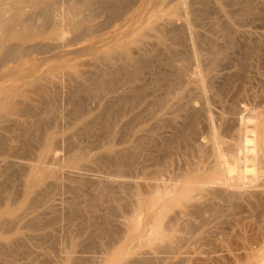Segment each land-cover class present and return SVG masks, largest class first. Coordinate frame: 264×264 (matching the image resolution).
Returning a JSON list of instances; mask_svg holds the SVG:
<instances>
[{
    "label": "rangeland",
    "instance_id": "374dc122",
    "mask_svg": "<svg viewBox=\"0 0 264 264\" xmlns=\"http://www.w3.org/2000/svg\"><path fill=\"white\" fill-rule=\"evenodd\" d=\"M6 1L9 3L8 10L9 8L16 10L10 12L9 16L7 15L9 17L7 27L0 26L1 37L9 34L13 36L12 39L6 41L5 48L0 45V57H2L4 49L8 45L14 44L19 51L11 62L5 65L0 62L2 64L0 68V100L10 95L9 100L16 99L19 102L29 103L31 106L38 105L39 107H36L39 108L37 109V111L39 110V118L41 116L44 118H41L46 128L44 132H47L48 128L51 127L50 129L57 131V135L53 142L51 140L46 142V147L48 148L51 145V148L41 158H38L37 147L43 146L44 142L39 139L41 134H37L36 138H39L35 141L32 140L30 156L26 154L25 150L18 149L17 142H8V148L5 149L6 151L4 150L5 153L0 154V161L2 156H9L11 161L17 160V162L27 160L25 163L29 162L37 169L33 172L34 175L38 174L41 168L47 169V175L43 179L41 189L45 188L42 193L47 192L45 194L51 196V199L55 201L57 219L52 227H49L50 229L46 228L34 233L37 240L43 238L41 243H37L34 239L29 249L22 248L23 251H20L17 257L12 259L7 257L11 250H6L5 253L0 252L2 254H0V264H133L135 261L136 263L146 262V260L150 261L151 259L155 262L157 259L170 257L171 255L172 258L168 260L171 262L169 264H264V189L256 187L260 177L261 180H264V165L260 164L246 168L245 177L248 179H245L246 184L241 186L238 179L244 176V169L238 167V165L230 164L228 160L231 153L234 152L231 149L239 140L241 131L247 127L251 130L253 125L258 126L259 134L264 129V0H135L128 5L129 7H126L127 11L123 18L113 21L111 26L108 25L109 27L105 25L110 14L109 10H101L99 7L103 6L97 2L99 0H96L95 3L93 2L95 0H86V3L82 6L79 5L83 0H73L79 3L78 6L74 5L73 1L72 5H67V0L65 3L59 0H0V6L1 3ZM91 1L94 5H90L89 2ZM246 1L249 3L248 5H245L247 4ZM54 2L55 4L64 3V5H61L64 12L56 10L57 12L53 13L54 21L48 25L42 20L40 13L48 6L51 7ZM244 5L245 7L250 6L249 8L254 10L250 14L251 16L242 15L245 9ZM55 6L58 9V6ZM97 10L101 11L98 12ZM83 12L89 17L87 19L84 14L81 15V18L84 17L85 20L80 18V24L75 28L69 27L64 20L70 19L72 14H78L77 16L80 17ZM97 13L99 16H97ZM179 13L183 14L184 17L181 19L175 18ZM20 14L23 19H25V16L28 17L29 24L27 23L26 26L18 24ZM35 15L36 18H40L37 19V23L33 21L36 19ZM171 16H174L177 26L185 25V30H182V34H179L180 38L184 37V41H182V38L180 45L176 48L181 52V57L184 59L185 57L190 58L193 63L192 72L197 70L198 65L202 69L208 65L206 55H200L203 52L201 51L202 43L198 40V35L204 34L200 38L209 40L214 37V33L216 35L224 33L225 31H221L224 29H222V26L230 21L234 23V45L228 46L225 41H221V47L225 49V55L220 59L221 63L219 61L217 66H214L213 73H206L204 72L205 68L203 69L200 85L203 84L204 88L199 86V89L191 86L184 92L186 99L192 101H190V107L187 109L182 108V106L180 109L176 108L175 115L172 117V120L174 117L175 119L172 122L173 125H171L172 129L170 128V131L177 133L178 140L172 149L173 154L170 153L168 162L165 165H155L153 161L154 152L148 147L149 138H143L140 141L139 137L131 133H124L127 119L116 121L117 133L111 135L114 144L118 149L124 148L125 150L133 149L134 146V150L126 151V153L128 152L127 155L138 159L135 161L133 178H128L127 182H141L144 186L142 191L145 189L144 194L151 191L153 185L166 186L170 189L178 187V190L182 193L181 195H186V192L190 190L196 191V197L189 201H181L179 205H173L170 211L159 220L142 215L140 228L137 229L130 218H124L125 215L121 210L113 209L114 204H111L110 208L109 204H106L104 197L114 195L117 198L119 195H125L118 192L124 180L119 177L118 179L117 175L115 176L116 173L102 163L103 156L101 157V155L103 151L101 150L104 145L103 140L106 141L103 127L96 124L93 126L92 133L88 136L82 135L80 128L90 122L89 120L98 116L101 104L105 100L104 95L100 93L101 91H99L101 97H97L99 93L96 87L101 89L97 79L101 76L99 71L102 72L106 67L107 57L115 58L117 64L118 59H125L127 56H131L134 62L137 61L136 57H139V55L147 58L146 53L150 49L155 35L151 29L154 26L159 28L161 24L164 25L172 18ZM61 17H64L62 22L60 21ZM216 29L220 32L216 33ZM241 34L244 36L242 35L240 40ZM191 37L196 40L195 47H191ZM180 38L178 39L174 35L171 36L170 40L172 44L176 45ZM244 38L248 39L247 44L244 42L246 40ZM255 45L257 50L249 55V48ZM24 47L28 49L26 50ZM31 48L33 49L31 50ZM197 49L200 50L197 51ZM200 51L201 53H199ZM196 52L200 55L198 60L193 58L191 60L192 55ZM25 53H27L26 56ZM0 61L2 60L0 59ZM96 75L99 78L97 76L96 79ZM213 75H216L215 78ZM149 76L150 72L148 70L145 73L147 81ZM212 79L214 80L213 84L210 81ZM227 80L232 85L228 90L229 94L227 92L221 101L214 100L212 96L213 89L228 84ZM93 88L95 93L97 91V96H95L96 94L92 96L89 94ZM79 91L81 94H75ZM84 91L87 93H84ZM40 94L44 97V100ZM115 95L116 93L110 96ZM94 96L97 98L95 99ZM37 99H42L43 104L41 100L39 102ZM149 99V96L145 98L140 105V109L149 102ZM2 103L3 100L0 101V106ZM229 108L231 109L229 110ZM135 112H139V108L135 109L132 114ZM4 113V111H1V114ZM78 113H80L79 116ZM191 114L197 115L195 116V118H198V120L196 119L197 130L195 134L186 137L188 135L186 121ZM46 115L51 117L45 119ZM14 120L15 117H11L6 124L0 125L1 128L3 126L7 127L5 132L0 128L1 138L13 139L12 136L17 135L13 126ZM11 126L14 128H10ZM144 126L150 127L151 121L146 118ZM223 128L227 131H224ZM80 130L81 132H79ZM214 131L220 137L223 135L220 150L225 156L226 166L222 168L215 167L216 157L212 147ZM122 136L124 137L122 138ZM124 139L125 141H123ZM80 152L81 154L84 152L85 157ZM228 152H231L230 155ZM73 154L75 155L73 156ZM71 158H75L72 163L70 162ZM22 171L21 174H16L10 180L11 186L18 188L17 194L21 192L22 186L26 182L24 176L27 170L22 169ZM3 173V167H0L1 185L6 180V174ZM200 175L201 177L198 178ZM253 175L259 176V178L257 177L258 180ZM224 177H234L231 181V187H224L220 182L212 183L215 178L224 179ZM82 178L91 179L94 183L97 182L96 185L99 184L100 186L97 185L96 187L99 186V188H93L92 185H79L76 181L78 179L82 180ZM95 180L97 181L95 182ZM129 184L127 183L132 188ZM215 190H222L227 194H222L213 199L212 193ZM87 193H89V196L91 195V198L92 194L93 197L98 193L104 195L100 194L103 200H97L94 204L97 205L96 210L92 212L95 218L91 217L89 210L86 213V207L92 200L87 198L89 197ZM14 197L12 208L4 199V204V201H1L3 206L0 204L2 206L0 207V222L8 218L6 210L17 211L25 205L23 203L19 204L20 198L17 195ZM213 204L214 206H211ZM78 206L83 215L69 219L67 217L69 208L77 210ZM205 209H208V211ZM47 221L49 219L45 220V222ZM159 225L162 234L158 237L152 231ZM99 229L108 231L107 235L97 234ZM5 230L6 228L0 224V234L5 233V235L11 236L6 234L7 231ZM151 233L152 235H150ZM23 234L28 236V234L33 233L31 228H26L23 230ZM126 235V240L123 244H120L119 240ZM162 236H168L166 244L159 240ZM3 241L0 237V243ZM156 243L163 244L161 249H159L161 245H156ZM175 245H178V251L167 250V252H174V254L171 253L170 256L167 253L166 255H159L161 252H166L163 249L172 248Z\"/></svg>",
    "mask_w": 264,
    "mask_h": 264
},
{
    "label": "bare ground",
    "instance_id": "6f19581e",
    "mask_svg": "<svg viewBox=\"0 0 264 264\" xmlns=\"http://www.w3.org/2000/svg\"><path fill=\"white\" fill-rule=\"evenodd\" d=\"M59 1L64 2V3L66 2V0L65 1L59 0ZM72 1L73 0H67V3H68L67 5H69V4L72 5ZM134 1L135 0H99V1H97L99 4L100 3L102 4L101 6H103V7H99L101 10L105 11V9H107V10H109V13H110L108 18H107V22L105 25L111 26V24H113V21H117V20L123 18V16L125 15V12L127 11L126 7ZM55 2H57V1H55ZM55 2H54V4H55ZM91 2H89L90 5H92V4L94 5L96 0L93 1L94 3L93 2L91 3ZM64 3L55 4L58 6V9L54 4L51 7L47 5L48 7L45 10L43 9V11H41V13H40L41 15L39 14L40 17L42 18V20H44L46 23H48V25H50V22H53L54 18H55L53 16V13H56L57 12L56 10H62L63 11V9H62L63 7L61 5H64ZM84 3H86V0H83L82 3H80V5L77 1L76 2L73 1V4L76 6H78V5L82 6ZM47 4H49V3H47ZM59 4L61 7L59 6ZM88 4H85V5H88ZM248 4L249 3L247 2V4H245V5H248ZM8 5H9V3H8V1H6L4 3H1V6H0V26L1 27H5V26L7 27L8 23H9V20H8L9 17L8 16H9L10 12H12V11L15 12V10H16L13 8H9V10H8L7 9ZM245 5L243 7H245ZM249 7H245V9L243 11L244 13L241 11L242 15L245 14V16H248L252 13V11H254V10H251ZM59 8H61V9H59ZM65 9L66 8L64 6V10ZM100 11H98V12H100ZM60 13H62V12L60 11ZM83 14L88 19L89 16H87V14H85L83 12L80 14V17L77 16L78 14L77 15L72 14L70 19H64V17H61L60 21L62 22V20L64 19L68 23L69 27L75 28V27H77V25L80 24L81 19L84 18V17L81 18V15H83ZM37 16H38V13H37ZM97 16H99L98 13H97ZM21 17H22V15L20 14V20L18 19L19 20L18 24L20 26H26L27 23L29 24L28 17L25 16L24 17L25 19H23ZM171 17L172 18H170L167 21V23H165L164 25L161 24V26L159 28L154 26V28L151 29L155 33V35H154V41L151 43L150 49L146 53L147 58H144V57H142V55H139V57H136L137 61L134 62L133 58H131V56H127V57H125V59L124 58L118 59V64H117V61L115 60V58L107 57L106 63H105L106 67L104 66L105 69H103L102 72L99 71L101 73L100 78L98 75H96V79H97V76L99 78V79H97L98 81L97 80L96 81L98 82L101 89H99L98 87H96V88L98 90V93H99V91H101L100 93H102L104 95L105 100L101 104L100 112H99L98 116H95L93 119L91 118L92 120H89L90 122H88V123L85 122L86 124L82 125L83 127L81 126V128H80L82 130V135L84 134V135L88 136L89 134L92 133L93 126H95L96 124H100L103 127L102 129H104L103 133L105 134L104 137H105L106 141L104 142V140H103L104 145H103L102 150H101V151H103V154L101 155V157L103 156L102 163L105 167H107L109 169L111 168L116 173L115 176L117 175V178L119 177V178L124 180V181H122L123 183L120 185L118 192L125 195V196L119 195L120 197L118 196L117 198L114 195H110V196L104 197V198L106 200V204H109V208H110L111 204H114L113 209H116L118 211L121 210V212H123V214L125 215L124 218H130L134 227L137 229L140 228V218L142 215H145V217H147V218L154 217L156 220H159V219L163 218L170 211V209L173 205H179L181 201H184V200L189 201L190 199L196 197V195H195L196 191L190 190L189 192H186V195H181L182 193L178 190V187L170 189L166 186L165 187L164 186L158 187V186L152 184L153 186H151L152 187L151 191H149L148 193L145 192V194H144L143 191H145V189L142 191L144 186L141 184V182L140 183L139 182H127L126 180H128V178H133L132 174L135 171V168H134L135 167V161L138 159L133 158L134 157L133 155H132L133 157H131V155L130 156L127 155V154H129L128 152L126 153V151L134 150V148H135L134 146H133V149L129 148V149L125 150L124 148L118 149L116 144H114L111 135H114L117 133L116 121L119 119L120 120L127 119V121H125L126 125L124 126V133H126V134L131 133V134L139 137L138 139L140 141H141V139L143 140V138L144 139L149 138L150 140H148L149 141L148 147H150L154 152L153 161H154L155 165H158V166L165 165V163L168 162L167 161L168 157H169L170 153H172V149L174 148V145L178 140V137H176L177 133L170 131V128L172 127L171 125H173L172 122L175 119V117H174V119L172 120V117L175 115L176 108L180 109L182 106V108L184 107L185 109H187L190 107V101H192V100L186 99L187 97L184 95V92H186L187 91L186 89L190 88L191 86H194V87L199 88V89H200V87L204 88L203 84L200 85L201 74L203 73L204 70H205L204 72H206V73H209V74L213 73V71H214L213 69L217 66V63L220 61V59L225 55L224 54L225 49L223 47H221V41H225V43H227L228 46L234 45V35H233V33H235V32H233V29H234L233 24L234 23H232L230 21H228L224 26H222V29L223 28L224 29L221 31L222 32L225 31L224 33L221 34V33H219L220 31H217V29H216V33H219V35H216L213 32L214 37L210 38L209 40L200 38L201 35H204V34L198 35L199 36L198 40L202 43L201 51L203 52V53H201V51H200L199 53H201L200 55L203 54V56L206 55V61H207L208 65L205 67L203 65V67L205 68V69L203 68L204 70L198 65L197 70H194L192 72L191 68H192L193 63L190 61V58L187 59V57H185V59H184L183 57H181V55H180L181 52H179L178 49L176 48V46L180 45V41L182 38H183L182 41H184V37L182 36L180 38L179 34H182L181 33L182 30H185V25L177 26V24L174 20V16H171ZM183 17H184V15L179 13L175 18L181 19ZM35 18H36V15H35ZM37 19L38 18H36L34 20L31 19V20H33L34 23H35V21L37 23L40 18L38 20ZM84 20H85V18H84ZM233 21L235 22V20H233ZM41 23H42V21H41ZM211 23H213V22H211ZM35 25H37V24H35ZM60 25H61V23H60ZM102 27H103V25H102ZM100 28H101V26H100ZM213 28H215V26H213ZM231 30H232V32H231ZM83 32H84V30H83ZM174 35L177 36L178 39L180 38V40H178L176 45L172 44V41L170 40L171 36H174ZM242 35L243 34H241L240 40L242 38ZM191 36H192V34H191ZM0 37H1V35H0ZM12 37L13 36L10 34L7 36H2L0 38L1 47L5 48L6 41H9L10 39H12ZM238 38H239V35H238ZM246 38H244V40ZM251 38H252V36H251ZM2 41H4V43H2ZM187 41H188V39H187ZM190 41H191V47H195L197 44L196 40L192 39V37H191ZM247 41H248V39H246L244 42L247 44ZM173 43H175V42H173ZM185 43H186V41H185ZM246 44H245V46H246ZM24 48H26V47H24ZM27 49L28 48H26V50ZM32 49L33 48H31V50ZM198 50H200V49H197V51ZM256 50H257L256 45L254 47H250L248 54L250 55V54L254 53ZM18 51L19 50L16 48V46L14 44L8 45L6 47V49H4V54L2 55V57H0V59L3 62L2 61H0V62L4 63V65L8 62H11V60H13L15 58ZM130 52H131V50H130ZM191 52H193V51H191ZM199 53L196 52L194 55H192V53H191V55H192L191 60H192V58L198 60V57L200 56ZM26 55H27V53H25V56ZM220 63H221V61H220ZM1 67H2V64H0V68ZM148 70L150 72V76H149V79L147 81V79L145 78V73ZM95 74H94V76H95ZM215 76H214V78H215ZM210 81H212V84L214 83L213 79ZM229 81H230V79H229ZM227 83L228 84H225L224 86L217 87V88L213 89V95L212 96H213L214 100H217V101L222 100L224 95L228 92V90L232 86L229 84L230 82H228V80H227ZM78 84H80V83H78ZM212 84H211V87H212ZM78 88H80V87H78ZM44 89H43V91H44ZM93 90H94V88L92 89V91L89 92V94L91 96L95 95L97 93V91L95 93ZM208 90H210V89L208 88ZM210 91H212V90H210ZM14 93H16V92L14 91ZM77 93H80V91L76 92L75 94H77ZM84 93H87V92L84 91ZM84 93H82V94H84ZM100 93L98 96H97V94L95 96L99 97L101 95ZM115 93H116L115 96H110L111 94H115ZM228 94H229V92H228ZM40 96L43 97L41 94H40ZM95 96H94V98L96 99L97 97H95ZM148 96L150 97L149 102L143 108L140 109V105L145 100V98H148ZM8 97L5 96L4 99L1 98V100H0V101L3 100V103L0 106V125L3 123L6 124L11 117H15V120L13 121V126L15 127L17 135H15L14 137L12 136L13 139H11V138L10 139L9 138L4 139V138L0 137V154L2 152L5 153L4 150L6 148H8V146H7V144H9L8 142H10V143L17 142L18 143V149L20 148V150H25L26 154L28 156H30V153L32 151V140H34V141H35V139L38 140L39 137L36 138V136H37V134L38 135L41 134L40 135L41 138H39V139L43 140L44 145L37 147L38 158H41L42 156L46 155L47 151L49 152V149L51 148V145H49L48 148L46 147V142L48 140H51V142H53L54 138L57 135V131L50 129L51 127L50 128L47 127L48 131L44 132V129H46L44 121H42V119H44V118H42V116H41L42 119L39 118V113H38L39 110L37 111V109H39V108H37V107H39L38 105H36L37 107L31 106V104H29V103L19 102L16 99L9 100ZM41 97H39V98H41ZM37 100H39V102L42 101V104H43L44 97H43V100L42 99H37ZM82 101H84V100H82ZM45 102H46V100H45ZM194 102H195V100H194ZM192 104H193V102H192ZM138 108H139V112H135L134 114H132V112ZM202 108H203V106H202ZM79 109H81V108H79ZM230 109L231 108H229V110ZM1 111H4L5 113L1 114ZM205 111H207V109H205ZM79 114L80 113H78V116H79ZM129 114H131V115H129ZM235 115H236V113H235ZM46 116L47 117L45 119H47L48 117H51L50 115H46ZM128 116H130V118H128ZM195 116H197V115H195ZM195 116L193 114H191L186 121L187 122L186 123V127H187L186 129L188 132V135H186V137L192 135L193 133L194 134L196 133V130H197L196 119L198 120V118L197 117L195 118ZM203 117H204V115H203ZM146 118L151 121L150 127L144 126L145 122H146ZM233 119H235V118H233ZM56 121H57V119H56ZM231 123H230V125H231ZM7 126L9 127V125H7ZM13 126H11L10 128H12ZM6 128H5V126H3V128H1V130L5 132ZM228 129H229V127H228ZM246 129L239 133V140L234 145L232 144L233 148L231 146V148H232L231 151L233 150L234 152L233 151H232L233 153L230 152L231 156H229L230 158L228 159L230 164L238 165V167L244 169V172H243L244 176L239 177V179H238L241 186L245 185L246 184L245 179H248L245 177L246 176L245 175V172H246L245 169L246 168H249L251 166L255 167L256 165H260V164L264 165V129L261 130L260 134L258 131V126H256V125H253L251 127V130H249L250 128H248V127ZM81 130L79 132H81ZM224 131H227V130L224 129ZM223 134H225V133H223ZM123 137L124 136H122V138ZM180 137H179V139H180ZM221 137H223V135ZM221 137L218 134H216L214 131L213 136H212V147H213V150L215 151V157H216L215 167L216 168H222V167L226 166L225 156H224L223 152L220 150V146L223 143V141H222L223 139ZM125 139L123 141H125ZM185 142H186V140H185ZM33 148H34V146H33ZM137 150H139V149H137ZM65 151H66V149H65ZM43 152L45 154H42ZM84 152H82V154L80 152V154L84 156L85 155V154H83ZM230 153H229V155H230ZM137 154H139V153H137ZM74 155L75 154H73V156ZM145 155H144V157H145ZM139 156H140V154H139ZM139 156H136V157H139ZM227 156H228V154H227ZM73 159H75V158H73ZM73 159L72 158L70 159L71 163H72ZM25 162H23V161L21 162V160H20V162H17V160L11 161L9 156H5V157L2 156V160L0 161V167H3L4 173L6 174V180L5 181L3 180L4 183L2 185L0 184L1 185L0 186V202L4 199L7 203H9V207L12 208V206H13L12 205L13 204L12 199L15 198L14 196L17 195L20 198L19 204L20 203L25 204L21 209H18L17 211L12 212V211L6 210L5 212H6V214H7L6 216L8 218H5L4 220H2L0 222V224L6 228V230H5V231H7L6 234L11 235V236H8V235H5V233L0 234L1 239L4 240L3 242H1L2 244L0 243V252L2 253V251H3V253H5L6 250H11L10 254L7 256L11 259L17 257L19 255L20 251H23V250H21L22 248L23 249H26V248L29 249L31 242L34 239L37 241V243H41L43 241V238L41 240H39V239L37 240V236L34 233L39 231V230L49 228L50 226L52 227L54 221L57 219V216H56L57 215V208H56L55 203H54L55 201L51 199V196L49 197V195L45 194L47 192H45L44 194L42 193L43 189L45 190V188L41 189L43 179L47 175V169L41 168V169H39L38 174L34 175L33 172L37 170L35 168V166L33 167L31 163H29V162L25 163ZM22 169L27 170V173L24 176L26 182L22 186L21 192H18V194H19L18 195L16 192L18 188L11 186L10 180H11V178H13V176H16V174L17 175L21 174L23 172ZM6 171H7V173H9L8 175H7ZM164 172H167V171H164ZM200 177H201V175L198 176V178H200ZM254 177H256V176H254ZM257 177L259 178V176H257ZM83 178H82V180L78 179L79 181L77 180L76 182H78V184L81 186L92 185L93 188L94 187L99 188V186H100L99 184H97L99 186L96 187L97 186L96 185L97 180H95L96 183H94L91 181V179L87 180L88 178L87 179H83ZM258 178H257V180H258ZM233 179H234V177H224V179L215 178V180L212 183H216V182L219 183L220 182V184L222 186L228 188V187H231V185H232L231 181ZM257 180H255V181H257ZM174 182H175V180H174ZM19 183H20V181H19ZM127 183H130L129 185H131L132 188L134 187V189H132L130 186H128ZM92 187H91V189H92ZM170 187H172V186H170ZM256 187L264 189V180H261V177H260V180H258ZM39 189H41V190H39ZM99 192H100V190H99ZM173 193H174V195H172ZM210 193H212V192H210ZM225 193L226 192L222 191V190H215L214 193H212L213 199L216 197H219ZM257 193H258V190H257ZM82 194H83V192H82ZM87 194L89 196V193H87ZM100 194L99 193L95 194L94 197L92 194V198H91V195L89 197H87L88 199H90V198L92 199L89 202L88 206L86 207L87 208L86 213L90 211L91 217H94L92 215V212H94L96 210L95 208L97 207V205L96 206L94 205L95 202H97V200H103L102 196H104V195L101 194L102 195L101 196ZM252 194H254V193H252ZM230 197H231V194H230ZM230 200H231V198H230ZM5 201L3 202V204L5 203ZM88 201H87V203H88ZM100 203H101V201H100ZM0 204H2V202ZM3 204H2V206H3ZM214 204L211 206H214ZM2 206L0 205V207H2ZM76 209L78 211L72 209L71 207L69 208L68 216H67V217H69V219L83 215L82 211H80L81 209L79 208V206ZM218 209H220V208H218ZM198 210L200 211L199 208H198ZM199 211H198V215L200 214ZM206 211H208V209ZM203 212H202V214H203ZM212 214H213V212H212ZM84 216H85V214H84ZM47 219H49V221L45 222V220H47ZM173 221H175V220H173ZM105 224L107 225V223H105ZM26 228H29V229L31 228V231L33 234H28V236H26L27 234L26 235L23 234V230ZM160 230H161V226L159 225V226L155 227L152 232L154 235H157L159 237L160 234H162V232ZM5 231H3V232H5ZM99 231H100V233H99ZM99 231L97 230V232H98L97 234H99V235L100 234L101 235H103V234L107 235V232H108L105 230L101 231V229H99ZM150 235H152V233ZM167 237L162 236L161 238H159V240L164 242V244H166L165 242H167V240H166ZM126 238H127V235L122 237V239L120 238L121 240H119V243L123 244V242L126 240ZM180 240H181V238H180ZM141 242H143V240H141ZM33 244H34V242H33ZM157 244H159V243H156V245ZM181 244H182V242H181ZM36 245H38V244H36ZM162 245L163 244H161V243L159 244V246H160L159 249H161ZM153 249H155V248H153ZM164 250H166V252ZM167 250L168 251L169 250L170 251H176V250L178 251V245H175L174 247L172 246V248L170 247L168 249H163L164 252H161L159 255H162V254L166 255V253L168 255L169 254L171 255V253L174 254V252L170 253V252H167ZM28 252H29V250H28ZM2 258H3V256H2ZM170 258H172V255L170 257L167 256V257H164L162 259H157V261H155V262H153V259H151L150 261L146 260V262H137L136 263V261H135V263L136 264H159V263L160 264H169V263H171L168 261ZM5 259L7 260V258H5ZM6 260H4V261H6ZM135 263H133V264H135Z\"/></svg>",
    "mask_w": 264,
    "mask_h": 264
}]
</instances>
